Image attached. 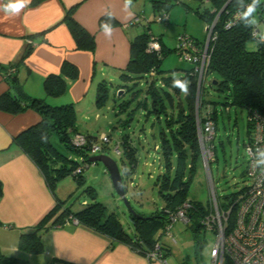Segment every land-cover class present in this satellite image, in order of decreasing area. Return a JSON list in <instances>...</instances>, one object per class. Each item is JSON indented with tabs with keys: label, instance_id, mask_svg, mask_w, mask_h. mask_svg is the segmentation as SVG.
<instances>
[{
	"label": "trees",
	"instance_id": "trees-1",
	"mask_svg": "<svg viewBox=\"0 0 264 264\" xmlns=\"http://www.w3.org/2000/svg\"><path fill=\"white\" fill-rule=\"evenodd\" d=\"M46 0H32V6H38ZM197 2L207 1L210 8L198 15L210 28L213 25V33L208 45L209 61L205 66L204 75L214 74L218 80L212 83L211 88L221 93L229 92L232 104L247 111V125L250 138L249 116L259 113L264 116V43L260 39L264 34L259 29L264 24V0H261L259 7L254 13L257 24L245 26L239 12L242 11L237 0H196ZM156 12L163 11L159 17L168 13L169 9L175 6L174 0H149ZM252 0H244L245 5ZM189 10V6H187ZM163 20V19H162ZM69 31L75 41L78 50L93 51L95 43L93 37L76 24L69 15L64 19ZM228 25V27H227ZM255 33V35H253ZM153 38L160 43L158 51L149 50L150 39ZM189 40L199 49L205 46V41L198 42L188 36ZM249 42L256 43L255 50H248ZM177 51V49H175ZM31 53V46L27 44L20 62L22 63ZM166 54L162 49V42L159 37L152 36L148 30L137 36L130 44V60L121 75V79L131 80L134 76L144 81L147 77L152 81L147 83V92L144 100L137 102V109L146 111V116L153 114L159 121L164 116V126L159 131L160 151L164 171L156 179L155 185L158 194L163 201V207L159 212L151 215L129 212V219L133 226L132 234L124 231L118 217L114 213H108L106 206L97 201L95 189L86 187L83 194L89 199L81 203L80 210L71 208L67 200L59 199L56 196L55 187L57 183L66 177H71L77 187L85 184L83 173L91 165L90 151L97 145L98 139L91 136H84L86 143L83 146H76L73 143V136L80 134L77 131V116L73 104L51 106L44 99H36L27 96L19 84L15 75L16 65L4 66L0 64V74L11 86L15 93H5L0 96V111L16 115L28 109L35 110L40 120L35 125L27 128L13 138V143L37 166L43 176L51 194L55 199L54 207L34 228L19 236L17 248L27 255H39L44 251L41 236L43 233L54 229L63 228L76 221V225L85 228L97 235L108 238L112 245L123 244L135 254L147 259L158 245V252L161 253V260L169 256L170 251L161 246L155 238L158 230L165 234V227L169 222V215L180 208L187 199L190 182L195 171V164L201 160L200 146L197 136V107L196 94L198 93V76L195 72V64L188 71H183L179 81L187 80L188 93L184 100L183 93L179 87L173 86L174 77H165L160 71V62ZM153 72V75H149ZM78 78L77 68L69 63H63L59 74L49 75L43 81V90L47 97L58 98L67 91V80ZM200 111L198 112L201 121L211 119L216 125V109L210 107L202 96L204 84L200 88ZM108 89L104 82L97 86L96 106L103 104ZM176 96V97H173ZM174 98L178 99V103ZM137 100L134 94L133 101ZM127 104V103H126ZM125 104V105H126ZM124 104L120 107L123 109ZM133 116L134 113L132 112ZM132 119L125 120L121 124L127 126ZM216 130V127H215ZM81 135V134H80ZM55 137L64 148L66 155L59 152L52 144L51 138ZM248 142V141H247ZM101 143V151L106 149ZM118 148V155L128 160L131 168L135 169L136 150L131 142L123 138ZM215 147H213L214 149ZM104 155V154H100ZM93 157V156H92ZM246 186L236 194L224 196L220 201L221 209L230 212V221L234 212V204L245 192ZM2 188L0 183V196ZM192 208L188 210V223H191V230L196 233L206 232L202 220L212 211V206H203L198 202L189 201ZM68 203V204H67ZM142 217L141 219L138 217ZM187 223V224H188ZM198 246L201 243L198 241ZM0 264H28L27 259L14 256H7L0 250Z\"/></svg>",
	"mask_w": 264,
	"mask_h": 264
},
{
	"label": "crops",
	"instance_id": "crops-1",
	"mask_svg": "<svg viewBox=\"0 0 264 264\" xmlns=\"http://www.w3.org/2000/svg\"><path fill=\"white\" fill-rule=\"evenodd\" d=\"M31 1L18 14H12L6 9L16 0H0V64L16 65L15 75L23 92L31 98L44 99L51 106L71 103L79 113V107L85 105L87 95L94 89L97 75L105 79L107 71L121 77L130 60V44L137 36L148 30L163 43L161 35L150 31V23L163 18L159 15L164 12H156L149 0L148 12L144 0H131L130 8L125 7V0H46L38 6H32ZM186 1L197 2L174 3L187 9ZM171 9L162 21L172 16ZM67 15L93 37V51L76 48L64 21ZM105 23L114 29L111 38L102 31ZM27 44L31 53L21 63ZM65 62L77 68L78 78L67 80L63 96L47 97L44 79L59 74ZM8 92L15 95L0 74V96ZM39 120L33 109L16 115L0 111L1 252L27 259L28 264H167L166 259L149 261L123 244L112 245L108 238L74 224L43 233L42 254L27 255L18 250L19 236L39 224L55 205L37 166L13 143L16 135ZM56 196L61 199L57 193Z\"/></svg>",
	"mask_w": 264,
	"mask_h": 264
},
{
	"label": "rangeland",
	"instance_id": "rangeland-1",
	"mask_svg": "<svg viewBox=\"0 0 264 264\" xmlns=\"http://www.w3.org/2000/svg\"><path fill=\"white\" fill-rule=\"evenodd\" d=\"M185 3L189 5V10L186 7L174 6L171 9L172 16L167 21L156 18L157 21L150 23V31L155 36L161 35L163 41L162 49L166 55L162 57L159 65L165 77H181L184 74L183 71H188L193 66V63L184 61L175 50L180 36H190L198 42L207 39L208 25L195 14V10L198 9L200 13H203L210 8L209 3L198 4L193 1ZM144 4L146 12L150 11L149 2L144 0ZM259 29L264 34V24H260ZM247 49L255 50L256 43L249 42ZM104 73L107 74L105 79L100 75L95 77L94 89L87 95L85 105L82 108L79 107L78 112L82 110L76 113L77 131L82 136L97 138L98 145L101 144L100 136L105 135L109 138V142L102 145L106 149L105 152L90 153V156L104 154L113 159L123 178L125 197L132 211L137 214L151 215L159 212L163 207V201L155 183L164 171L158 146L160 145L159 131L165 124V117L161 116L158 121L153 114L146 116V111L137 109V102L144 100L147 92L146 82H151L152 78L147 77L142 81L134 76L131 80H124L119 75L115 76L107 71ZM215 80L218 79L214 74H208L203 75L199 83L200 88L204 84L203 100L216 109V130L212 143L215 147L214 157L207 167H204L202 155L201 160L196 162L187 199L206 207L211 205L213 210L215 204L220 212L221 205L218 197L222 199L224 196L236 194L248 185L246 177L248 158L245 146L249 133L247 111L232 104L229 92L221 93L211 88ZM100 82L106 85L108 96L103 104L97 107L95 102L97 86ZM200 90L196 94V100H198L195 107L196 114L201 107ZM119 92H121L120 95ZM134 94L137 95L135 101H133ZM184 96L185 94L182 93V101ZM173 97L176 96L173 95ZM174 99L178 103V99ZM122 103L123 109L120 107ZM128 119H132L129 125L121 124ZM123 138L131 142L136 150L137 165L133 171L128 160L115 152V146L120 144ZM51 144L66 155L64 148L55 137L51 138ZM83 176L84 186L77 187L71 177H66L57 183L55 192L62 200L68 199L67 202L72 205L71 208L80 210L83 201L90 202L83 194L84 188H94L97 201L106 206L108 213L116 214L124 231L132 234L130 210L115 192L105 167L101 163H95L85 170ZM191 226V223L176 222L170 231L171 238L163 234L162 230L157 231L155 238L159 240L163 248L170 251L169 256L166 257L167 264H211L210 250L214 246L215 237L202 230L196 233L195 237ZM198 241L201 247L197 245Z\"/></svg>",
	"mask_w": 264,
	"mask_h": 264
},
{
	"label": "built area",
	"instance_id": "built-area-1",
	"mask_svg": "<svg viewBox=\"0 0 264 264\" xmlns=\"http://www.w3.org/2000/svg\"><path fill=\"white\" fill-rule=\"evenodd\" d=\"M166 19L159 18L160 21ZM213 25L208 28L205 46L199 49L193 44L188 36L182 35L178 38L177 53L184 60L195 64V72L198 76V91L200 80L203 78L205 66L208 64V45L210 43ZM228 27V25H227ZM149 50L158 51L160 43L151 38ZM193 64V65H194ZM153 75V72L150 74ZM198 102V100H197ZM250 138L246 143L247 154L246 177L248 185L244 194L236 200L232 219L229 221L230 212L217 209L214 204L212 212L201 222L205 230L215 237L214 246L210 250L211 264H264V116L253 112L249 118ZM197 136L200 152L203 156L204 167L209 166L213 161V139L215 137V125L211 119L201 121L199 114L196 117ZM101 143L106 144L109 138L100 136ZM73 143L76 146H83L86 143L84 136L75 134ZM101 144L94 145L90 153L100 152ZM118 154V148L115 149ZM192 204L185 202L180 208L169 215V222L165 227V234L171 238L172 226L180 221L185 224L189 222L187 212ZM76 225V221H73ZM157 245L152 253L147 256L149 261L161 260V253Z\"/></svg>",
	"mask_w": 264,
	"mask_h": 264
},
{
	"label": "clouds",
	"instance_id": "clouds-1",
	"mask_svg": "<svg viewBox=\"0 0 264 264\" xmlns=\"http://www.w3.org/2000/svg\"><path fill=\"white\" fill-rule=\"evenodd\" d=\"M240 8L242 11L239 12V16L242 20V22L245 24V26H254L257 24V21L254 17V13L256 12V9L259 7L261 0H252L250 4L245 5L244 0H237ZM28 3H30V0H16L14 3H10L6 9V11H9L12 14H18L22 8H24ZM125 7L130 8L131 7V0H125ZM102 31L104 35L108 38H111L114 29L110 23H105L102 26ZM255 35V33H253ZM260 42L264 43V38L260 39ZM173 86L179 87L180 90L184 93H188V82L187 80L179 81L177 79H173Z\"/></svg>",
	"mask_w": 264,
	"mask_h": 264
},
{
	"label": "water",
	"instance_id": "water-1",
	"mask_svg": "<svg viewBox=\"0 0 264 264\" xmlns=\"http://www.w3.org/2000/svg\"><path fill=\"white\" fill-rule=\"evenodd\" d=\"M213 84L215 85L216 82L214 81ZM121 92H119L120 95ZM90 162L93 163H101L107 173L109 174L112 186L115 190V192L117 193V195L125 202V204L128 206L130 213H132L133 215H136L131 207L129 206V203L126 200L125 194H126V189H125V185L123 182V178L121 177V173L119 171V168L116 164V162L111 159L110 157L106 156V155H98V156H93L90 158L89 160ZM140 219L142 217L138 216Z\"/></svg>",
	"mask_w": 264,
	"mask_h": 264
}]
</instances>
